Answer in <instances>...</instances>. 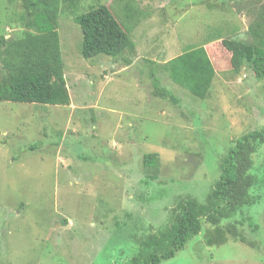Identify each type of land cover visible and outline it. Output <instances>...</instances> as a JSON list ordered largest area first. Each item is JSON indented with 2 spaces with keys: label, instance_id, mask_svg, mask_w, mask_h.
<instances>
[{
  "label": "rangeland",
  "instance_id": "374dc122",
  "mask_svg": "<svg viewBox=\"0 0 264 264\" xmlns=\"http://www.w3.org/2000/svg\"><path fill=\"white\" fill-rule=\"evenodd\" d=\"M101 5L136 47L86 60L74 19ZM32 20L24 0H0V82L12 44L36 34ZM55 25L69 105L0 102V264H133L144 241L169 232L180 201L218 202L224 158L264 128V79L234 70L222 44H256L264 0H60ZM200 46L216 71L205 99L166 68ZM250 158L246 205L204 217L161 264H264V144Z\"/></svg>",
  "mask_w": 264,
  "mask_h": 264
},
{
  "label": "trees",
  "instance_id": "16d2710c",
  "mask_svg": "<svg viewBox=\"0 0 264 264\" xmlns=\"http://www.w3.org/2000/svg\"><path fill=\"white\" fill-rule=\"evenodd\" d=\"M33 16L32 27L36 34L19 38L12 44V63L9 81L0 82V102L66 106L70 96L62 74L63 60L59 34L56 30V9L60 0H24ZM74 22L79 25L83 39L81 53L89 60L99 55L113 59L133 50L136 43L111 10L101 5L82 15ZM256 44L238 40H223V46L231 53V65L239 71L246 67L258 80L264 79V25L252 28ZM3 46V45H2ZM128 64L130 60H126ZM172 81L200 99H205L213 83L216 71L205 47L200 46L183 52L167 63ZM159 93L176 101L172 92L162 89L160 80L154 78ZM264 144V128L250 132L234 142L224 158L222 175L213 193L218 201L211 207L194 199H184L177 205L178 215L168 233L151 236L142 243L148 250L133 264H161L174 258L188 242L202 231V220L209 218L217 223L228 212L246 205V194L252 182L246 179L251 167L250 154ZM154 154L146 155L145 161L153 164Z\"/></svg>",
  "mask_w": 264,
  "mask_h": 264
}]
</instances>
